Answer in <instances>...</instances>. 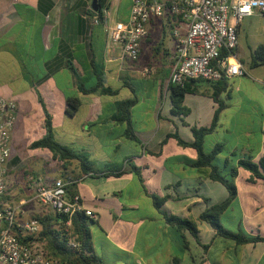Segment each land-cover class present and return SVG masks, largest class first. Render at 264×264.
<instances>
[{
	"label": "crops",
	"instance_id": "0c3cea01",
	"mask_svg": "<svg viewBox=\"0 0 264 264\" xmlns=\"http://www.w3.org/2000/svg\"><path fill=\"white\" fill-rule=\"evenodd\" d=\"M131 2L110 0L108 18L126 19ZM101 16L91 8V0H0V57L17 61L27 82L20 93L0 82V95L17 99L19 110L21 103L41 104L40 96L51 115L52 128L59 130L57 141L88 159L91 170L87 172L77 160H58L59 177L55 178L71 177L82 206L97 215L89 228L99 264H264V241L238 244L218 236L210 224L199 220L200 213L223 201L228 191L208 177V168L192 165L195 149L178 144L173 137L161 144L167 133L175 131L182 139L192 140L190 127L209 125L217 107L210 81L195 80V91L184 96L189 113L171 115L165 85L175 41L169 17H152L140 41L138 58L152 44L163 57L139 66L122 58L119 45L108 43ZM16 39L25 49L23 57H37L39 71L32 68L28 75L24 70L19 53L13 51ZM32 45L37 54L29 53ZM240 60L244 72L227 78V91L219 95L226 106L215 130L205 137L209 141L206 150L214 143L224 144L214 161L223 172L226 159L230 165L246 157L257 162L264 153V78L253 79L260 93L258 98L251 96L243 78L247 68ZM145 68L151 69L156 87L151 105L137 111L144 99L134 94L137 101L130 109L129 125L136 139H131L124 134L128 123L115 119L116 104L134 96L121 97L119 91L130 87L136 72L144 79ZM93 87L92 92L83 91ZM103 88L114 93H104ZM72 97L78 98L79 105L69 114L67 99ZM43 117H39L42 124ZM13 158L10 164H16L11 163ZM233 181L236 194L220 216L221 225L264 237V179L240 167ZM152 194L166 196L159 209ZM161 211L194 220L197 238L167 224Z\"/></svg>",
	"mask_w": 264,
	"mask_h": 264
},
{
	"label": "built area",
	"instance_id": "2783aa9c",
	"mask_svg": "<svg viewBox=\"0 0 264 264\" xmlns=\"http://www.w3.org/2000/svg\"><path fill=\"white\" fill-rule=\"evenodd\" d=\"M254 10L264 13V0H132L126 19L111 20L107 9L102 10L101 19L108 43L120 46L122 58L136 61L149 20L169 17L175 46L167 90L169 82L182 84L189 78L215 81L243 74L237 54V24ZM150 72V68L143 70L144 75ZM18 113L17 100L0 95V264H67L49 254L38 217L51 214L57 218L54 227L63 234L68 248L77 250L71 216L83 211L94 221L97 215L82 206L78 194L67 191L73 183L71 177L27 174L26 188L32 193L26 199L12 201L8 194V163L13 157ZM29 206H33L31 214ZM61 217L66 219L59 224Z\"/></svg>",
	"mask_w": 264,
	"mask_h": 264
},
{
	"label": "trees",
	"instance_id": "16d2710c",
	"mask_svg": "<svg viewBox=\"0 0 264 264\" xmlns=\"http://www.w3.org/2000/svg\"><path fill=\"white\" fill-rule=\"evenodd\" d=\"M110 0H99L100 9L96 12L98 16H101L102 9H107L109 6ZM251 62L250 67L257 66L259 64H264V42L258 44L256 47L251 50ZM224 51L221 52L223 54ZM195 80H206L210 81L212 92L211 96L213 100L217 103V107L213 113L211 122L207 126H191L192 140L186 141L182 139L178 133L172 132L167 133L166 136L161 140V144L164 143L169 137H173L177 140L178 144L182 146H189L195 149L196 158L192 162V165L199 168H208V177L212 180L221 182L227 189V197L218 203H214L206 207L199 215V220L205 221L211 225L215 230V233L225 239L232 240L238 244H244L248 242H257L264 241V237L259 235H250L242 230L231 231L224 228L220 223L221 214L227 209L230 205L232 199L236 194V187L233 181V178L237 175L238 168H244L248 170L252 177L264 179V153L259 158V160L253 161L250 157L239 158L235 164L229 163V160L224 161L226 171L223 172L215 164V158L217 155L222 152L225 148L223 143H214L210 149L206 150L204 141L205 137L213 132L218 123V117L220 111L226 106L225 102L219 98V95L222 92L227 91L228 83L227 77H221L219 80H210L202 78H189L184 81L182 84L168 83L167 92L170 99L171 107L170 113L174 116H186L189 113V109L183 104L184 96L186 93H192L195 89L192 87V83ZM100 86V85H99ZM96 87L83 89L84 92H92ZM104 93H114L108 88H103ZM39 101L43 106L42 100L39 96ZM137 97L134 95L130 98L122 99L116 104L117 115L115 119L117 121L128 123L127 128L125 129V135L128 138L136 139L133 131L129 125L130 122V109L136 103ZM69 114L74 113L76 108L79 105V100L76 97L67 99ZM45 110V109H44ZM184 123V121H183ZM44 134L40 137L32 140L29 143L31 148H44L48 149L53 158L61 160L63 163H70L74 160H77L80 164L82 170L87 172L91 170L88 159L85 156H82L65 145L59 143L53 136L52 123L50 115L44 111L43 124H42ZM233 155V154H232ZM18 161L17 157H14L11 163H16ZM119 172L115 173L117 175ZM74 184L71 183L67 186V191L69 193H74ZM9 198L8 196H6ZM153 199L154 206L159 209L166 196L160 197L157 195H151ZM164 221L175 227L177 230H188L195 238H197V227L196 222L192 219L182 218L173 214L166 213L161 211ZM39 221L42 223V232L41 236L46 240V247L50 255L62 258L67 264H99V259L93 253L91 231L89 228L90 220L83 211L75 212L70 218L71 231L75 236L77 242L79 243V249L71 250L66 244V240L63 234L54 227V223L57 222V218L51 214L45 216H39ZM60 222H63L66 218L61 217ZM175 261L178 262L177 259Z\"/></svg>",
	"mask_w": 264,
	"mask_h": 264
},
{
	"label": "rangeland",
	"instance_id": "374dc122",
	"mask_svg": "<svg viewBox=\"0 0 264 264\" xmlns=\"http://www.w3.org/2000/svg\"><path fill=\"white\" fill-rule=\"evenodd\" d=\"M122 1L123 3H126L127 0ZM238 25L239 35L237 42V54L240 58H242L247 68L246 76L243 78L245 81H248V84L250 85V95L258 98L260 93V90L258 89L259 85L253 81V79L259 76L264 78V64H259L257 69H252L249 66V63L251 60L250 50L258 44L264 42V13L254 10L251 15L244 16L237 24V27ZM156 30L157 26L152 29V34L153 31ZM14 45L15 48L13 51L15 53H19L20 58L24 63V70L28 72L27 74H31L32 68H34L35 72L39 71L37 57L33 56L29 59L23 57L25 49H23V44L20 40L16 39ZM153 47H155L154 44H152L151 49H144L145 53L136 60L139 66H144L148 60H160V58L163 57V54L161 52L159 53L157 49H154ZM28 51L29 53L37 54L38 49L32 45ZM131 63L134 62L131 61L130 64ZM20 71L21 67L17 64V61L11 62V60L0 57V82H5L7 86H13V89H19L18 93H20L23 87H26L27 84L24 77H22V72ZM130 83V87L133 91L130 87L124 86L119 91L120 96L126 97L125 94L130 96L135 94L136 96L142 97L144 101L141 105L135 108V111L144 107H149L151 105L152 91L156 87L155 76H153L150 72L144 79H140V73L138 74L136 72L134 76L131 75ZM243 85L244 92L247 87L245 84ZM34 93L38 94L39 90L34 89ZM186 103L190 105L189 98ZM44 109L45 106H42L39 103L35 105L27 103L20 104V113H18L12 142V154L13 157L15 156L18 158V161L16 164L9 163L10 166L8 164V194L13 202L18 201L21 198L26 199L32 193L28 188H26L27 174H41L48 177H59L60 167L58 159L53 158L52 153L48 149L29 147V143L32 140L44 134L42 123L39 120V117H43L44 115ZM47 111L48 110H46V112ZM192 118H194V115L191 119ZM58 133V129L53 131L55 139L59 141ZM102 141L108 143V141L104 139ZM208 142V140L205 141V146ZM32 209L33 206H29L27 208L28 213L31 214ZM48 209L50 210L49 207Z\"/></svg>",
	"mask_w": 264,
	"mask_h": 264
},
{
	"label": "water",
	"instance_id": "95a60500",
	"mask_svg": "<svg viewBox=\"0 0 264 264\" xmlns=\"http://www.w3.org/2000/svg\"><path fill=\"white\" fill-rule=\"evenodd\" d=\"M91 8L97 12L100 9L99 0H91Z\"/></svg>",
	"mask_w": 264,
	"mask_h": 264
}]
</instances>
